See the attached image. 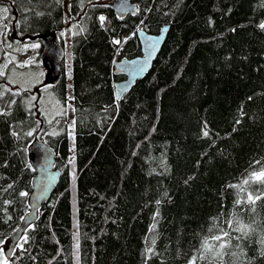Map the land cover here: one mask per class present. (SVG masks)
<instances>
[{"label":"trees","instance_id":"16d2710c","mask_svg":"<svg viewBox=\"0 0 264 264\" xmlns=\"http://www.w3.org/2000/svg\"><path fill=\"white\" fill-rule=\"evenodd\" d=\"M131 1L124 18L70 2L72 58L51 86L72 95L70 160L66 120L39 110L43 85L21 90L2 70L12 45L63 42L62 0H0V264H73L75 236L78 264H264V182L252 178L264 171V0ZM164 25L152 69L117 101L114 60L141 54L139 28ZM35 137L62 174L3 261L29 212Z\"/></svg>","mask_w":264,"mask_h":264},{"label":"water","instance_id":"95a60500","mask_svg":"<svg viewBox=\"0 0 264 264\" xmlns=\"http://www.w3.org/2000/svg\"><path fill=\"white\" fill-rule=\"evenodd\" d=\"M103 4L118 17L136 15L138 6L131 0H107ZM169 25H164L159 33L153 34L143 28L136 31L141 54L133 58H121L114 67L125 74V78L114 82L116 100L120 101L134 85L145 78L152 69L162 46L165 43ZM41 60L47 69L45 83L56 84L62 76L61 62L64 59V46L56 34L40 35ZM28 160L34 170L32 190L29 194V212L20 226L8 238L5 256L10 257L24 231L35 222L39 208L48 202L61 177V170L55 168L56 154L43 140L35 137L28 147Z\"/></svg>","mask_w":264,"mask_h":264},{"label":"rangeland","instance_id":"374dc122","mask_svg":"<svg viewBox=\"0 0 264 264\" xmlns=\"http://www.w3.org/2000/svg\"><path fill=\"white\" fill-rule=\"evenodd\" d=\"M100 1L103 2L106 0ZM70 2L71 0H62L64 10V27L60 34L62 36L65 49V59L67 61V64L65 65L66 67H68L72 58V36L74 33L73 25L70 22ZM30 45L32 46L28 52H22L23 47L20 51L18 50L20 46L28 47ZM33 45L38 46L33 47ZM39 45H41V43L37 41L20 45H12L5 52L6 60L2 70L6 74L8 81L21 90L32 91L35 86L43 85V95L42 97L40 96L39 110L43 113L48 123L58 120L59 117L66 120L70 134L69 154L70 160H72L74 156V141L72 137L74 127V109L72 95L70 93V89H68L65 103H63L55 91L52 90L51 86L53 85L44 83L47 69L44 67L42 60L35 59L39 51ZM34 92L36 93L37 91ZM70 177L72 180L75 177L73 168L70 171ZM7 248L8 246H5L2 249L3 261H6L7 259L4 255ZM78 254V240L75 236L73 241V264H78Z\"/></svg>","mask_w":264,"mask_h":264},{"label":"snow or ice","instance_id":"6c2138e0","mask_svg":"<svg viewBox=\"0 0 264 264\" xmlns=\"http://www.w3.org/2000/svg\"><path fill=\"white\" fill-rule=\"evenodd\" d=\"M3 11L6 12L7 9H4ZM99 19H100L101 22H103V21L105 20V17L101 16ZM142 23H143V22H142ZM260 27L264 28V24H261ZM113 43L119 44L120 41H118V40H117V41H113ZM37 46H38V45H33V47H37ZM31 134H32V133H28V135H31ZM204 135L207 136L208 133L205 132ZM257 163H259V162H257ZM252 178H254L256 181L264 182V171H261V172H259V173H255V172L252 173ZM245 183L247 184V183H249V181L246 180ZM20 195H21V196H26L27 193H23V192H22V193H20ZM256 199H260V197L257 196ZM249 202H253L251 195L249 196ZM237 203H240V202L237 201ZM224 235H228V233H224ZM214 239H216V240H220L221 237L217 236V237H214ZM205 243H206V242H205ZM221 247H223V245H221ZM193 264H194V262H193Z\"/></svg>","mask_w":264,"mask_h":264}]
</instances>
